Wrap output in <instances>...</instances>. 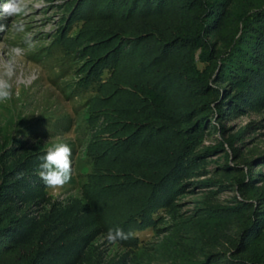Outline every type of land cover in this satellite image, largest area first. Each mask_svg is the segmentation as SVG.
<instances>
[{"label":"rangeland","instance_id":"obj_1","mask_svg":"<svg viewBox=\"0 0 264 264\" xmlns=\"http://www.w3.org/2000/svg\"><path fill=\"white\" fill-rule=\"evenodd\" d=\"M110 1L28 0L29 15L0 19L9 26L0 66L14 58L15 69L12 98L0 103V185L10 187L20 158L60 142L72 149L70 182L46 186L45 200L22 216L45 224L46 239L59 236L54 247L67 243L72 224L78 235L94 231L78 264L264 252V83L237 72L234 59L241 18L263 0H192L205 5L188 13L172 0L148 16L123 11L128 0ZM219 3L228 14L215 26L210 11ZM13 23L25 25L35 47ZM176 162L154 220L131 224L150 184ZM110 228L135 233L133 242L101 243Z\"/></svg>","mask_w":264,"mask_h":264},{"label":"trees","instance_id":"obj_2","mask_svg":"<svg viewBox=\"0 0 264 264\" xmlns=\"http://www.w3.org/2000/svg\"><path fill=\"white\" fill-rule=\"evenodd\" d=\"M171 1L172 0H128L123 6V11L129 14L133 12L134 15L139 14L140 16L159 14L162 13ZM110 2L111 6H113L114 2L115 4L117 3V0H111ZM194 5L202 7L205 4L204 1L202 4L200 3L198 5V3L192 0H176V2L171 4V7L178 13L181 11L188 13L190 7L192 9ZM216 5L215 8L211 9L209 17L213 19V21H211L215 26L219 25L228 14L227 3H219V5ZM241 20L242 33L236 47L239 48L240 45L242 49H240V54L237 53L234 57V59H238L239 65L237 67V72L240 70L242 74V70H245L249 76L246 77L245 75V77L250 79L251 83H253V81L254 84L257 81L264 83V0L256 3ZM166 45L164 44V46ZM164 46L163 49L166 50L167 48ZM180 46L185 48L189 46V44L183 40ZM246 46L251 48V53H246L244 49ZM116 52H118V50ZM248 54L250 55L247 56ZM166 75L165 78L167 77ZM45 154L46 151L32 152L30 155L17 160L11 170V172L15 171V173H12V176L14 174L16 176L10 187L7 188L4 184L0 185L1 217L4 216L2 214L6 210L9 211L4 219L0 221V264H78L79 260L81 261V257H83L88 243L91 242V238L93 239L94 231H92V233H86L85 235H78L81 234V232L76 231V233L72 231V229L76 227L75 224H72L67 230V234L70 236L65 237V235H63L62 237L68 240L67 243H62L58 247H54L56 241L59 240V236L46 239L44 237L43 228V226H46L45 224H39L31 220L28 216H22L23 209L26 208L27 205L32 202L45 200L46 185L38 175L39 164L42 162L41 157ZM179 163L180 162L175 163V165L177 164L176 167L170 164L171 170L161 178L160 183L150 184L151 188H153L145 197L147 199V204L141 211L142 218H140L141 220L139 222L137 220L139 217L136 216L131 224L134 223V226L138 225L142 227L154 220L155 213L160 210L159 207L163 206L167 201L168 192L171 190L170 185H172L171 183L175 176L179 173ZM11 208L13 209L11 210ZM55 220L57 221L58 218L54 217V221ZM128 223H130V221H128ZM42 228L43 230L40 231ZM64 232L65 231H63V233ZM127 232H130V230ZM127 232L125 231V233ZM76 234L78 236L74 237ZM133 238L134 237L127 241L133 242ZM28 248L30 249L28 250ZM240 250L233 253H207L200 257L202 259L196 260L190 259L189 257L177 258L179 262L170 264H263V251L253 254L251 249H244L242 246ZM243 252L246 254L241 255ZM67 256L70 257V261L69 259H67V261L63 260V258H67Z\"/></svg>","mask_w":264,"mask_h":264},{"label":"clouds","instance_id":"obj_3","mask_svg":"<svg viewBox=\"0 0 264 264\" xmlns=\"http://www.w3.org/2000/svg\"><path fill=\"white\" fill-rule=\"evenodd\" d=\"M31 8L28 0H5L0 4V19L12 17H24L29 15ZM9 26L0 24V33L6 32ZM12 28L17 33L24 34V43L28 48H33L36 42L31 34L26 32L23 23H13ZM13 53H20L23 49L14 48ZM15 75L14 58L0 66V103L6 102L12 98L13 84ZM38 175L44 184L53 190H59L70 182L73 176L72 149L63 142L57 143L47 148L46 154L41 157ZM135 235L133 232L125 233L120 228H110L105 235L101 237V243L105 240L109 245H116L119 241H126Z\"/></svg>","mask_w":264,"mask_h":264}]
</instances>
